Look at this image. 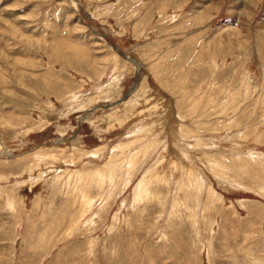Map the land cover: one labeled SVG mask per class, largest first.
I'll list each match as a JSON object with an SVG mask.
<instances>
[{"label":"rangeland","instance_id":"374dc122","mask_svg":"<svg viewBox=\"0 0 264 264\" xmlns=\"http://www.w3.org/2000/svg\"><path fill=\"white\" fill-rule=\"evenodd\" d=\"M0 264H264V0H0Z\"/></svg>","mask_w":264,"mask_h":264},{"label":"water","instance_id":"95a60500","mask_svg":"<svg viewBox=\"0 0 264 264\" xmlns=\"http://www.w3.org/2000/svg\"><path fill=\"white\" fill-rule=\"evenodd\" d=\"M132 61H134L137 65H138V67H139V65H140V63L137 61V60H134L133 58H130Z\"/></svg>","mask_w":264,"mask_h":264}]
</instances>
